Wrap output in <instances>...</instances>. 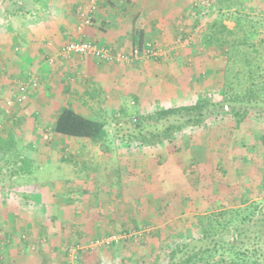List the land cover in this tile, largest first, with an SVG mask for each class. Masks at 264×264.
Here are the masks:
<instances>
[{
  "label": "rangeland",
  "instance_id": "rangeland-1",
  "mask_svg": "<svg viewBox=\"0 0 264 264\" xmlns=\"http://www.w3.org/2000/svg\"><path fill=\"white\" fill-rule=\"evenodd\" d=\"M219 1H222V9L228 8L233 13L249 17L244 19V25L254 34L248 36L247 40L242 34H237L234 38L239 43L235 47L205 48L200 44L202 36L209 32L212 21H216ZM253 1L256 5L251 0H190L191 6L186 7L190 11L180 17L176 29L168 32L163 30V35L157 31L147 33L144 47L160 51V57L129 65L118 63L130 67L145 64L146 68L142 69L144 78L139 82L142 86L138 84L140 95L115 98L110 91L108 94L100 92L96 97L101 99L105 111L98 116L112 124L115 113H118L112 108L117 107L120 101L118 107L121 111L149 115L162 109L190 105L202 99L218 102L223 98L222 93L242 95L250 88H255L256 93L259 89L264 91V14L255 12L262 10L263 5L260 0ZM18 4L22 12H17L15 17L5 16L4 0H0V136L6 131H11L16 138L24 133L23 119L28 116H17L14 109H29L34 119L28 121L38 123L50 122V116H54L64 105L74 106L77 112L92 116L86 110L87 104L84 105L85 97L65 93L60 87V81H57L53 95L47 96L46 92L37 95L41 84L34 73H26L17 78L12 62L18 61L14 56L18 57L21 49L16 45L6 51V45L12 43V35L19 25L35 22L39 17L37 13H43L48 8L64 7V0H12L7 6V12H15ZM86 4L87 0H80L76 7ZM197 5L199 13L191 16V9ZM111 18L113 16H109ZM144 26L150 27L149 24ZM227 26L233 29L234 23L228 22ZM231 40L232 36L228 37V41ZM112 48L120 53H128L134 47L128 50H124V47ZM8 54L7 62L4 58ZM34 82L35 87L32 86ZM16 95L24 96L23 103L7 108V100H12ZM46 105H49L47 120L43 111ZM223 107L212 109L218 111L219 115L207 119L202 127L187 129L175 141L160 147L137 148L128 152L124 146L116 143L111 133L106 147L90 141L86 144L70 142L64 147V144L55 141L43 145L31 144L30 148L25 149V154L35 157L39 153L47 154L51 159L63 156L64 164H59L63 169L60 172V167L54 163L38 168L41 165L38 161L40 165L33 168L36 171L31 177L22 175L16 178L17 184L12 186L14 190L29 189L36 179H60L64 175L63 170L65 172L67 169L73 181L77 178L80 189H86L64 196V202L68 199L72 202L70 208L66 209L73 210L74 215L81 219L65 217L64 229L53 234L62 240L58 249L62 254L61 260L53 256L54 263L157 264L168 260L171 253L177 252L182 245H194L200 237V227H196L200 223L195 217L232 211V214L224 218L215 216L223 223L225 218L236 216L233 211H239L242 215L243 210L249 207L247 203H253L249 208L251 212L254 211L252 222L260 218L264 213L262 151L247 152L244 146L234 149L235 144L251 143L245 134L235 131L234 120L227 113L226 107ZM256 109L260 116L262 114L258 118L264 119V108L261 106ZM256 111L254 114L257 117ZM132 119L135 121L136 116ZM259 123L260 119L254 122L257 131L261 125ZM122 124L128 127L125 122ZM45 129L47 131L42 134L52 140L49 126H45ZM18 145L23 149V144ZM71 146H76L87 156L83 159H77L78 156L70 159ZM237 171L241 172L237 174ZM2 179L0 202L16 201L13 195H32V192L23 191L12 195V192L6 191L11 187L8 175ZM241 181L247 186L244 194L237 185ZM244 199L245 204L242 203ZM252 222L244 225H252ZM20 224L25 226L24 222ZM201 224H205V221ZM256 231L254 227L248 228L243 237L245 247L249 252L260 250L264 253V238L261 244L253 240ZM231 236L233 242L235 236L231 234L226 239L231 240ZM25 239L27 236L23 231L15 240V243L19 242V248ZM13 241L12 238L1 240L11 246ZM40 242V245H49V241ZM182 259L183 254L176 253L174 261Z\"/></svg>",
  "mask_w": 264,
  "mask_h": 264
},
{
  "label": "crops",
  "instance_id": "crops-1",
  "mask_svg": "<svg viewBox=\"0 0 264 264\" xmlns=\"http://www.w3.org/2000/svg\"><path fill=\"white\" fill-rule=\"evenodd\" d=\"M79 1L64 0V7L48 8L43 13H37L39 17L35 19V22L19 25L18 30L14 34L12 33L11 45H6V51L16 45L20 47L19 56H14L18 61L11 60L13 61L14 72L17 78H21L26 73L29 75L34 73L41 84L39 89H43V91L39 90L37 95H40V92H46L47 96L53 95L58 84L57 81H60L62 83L60 87L64 89L65 93L79 94V96L85 97L84 105L87 104L86 110L90 111L92 116H87L82 112L78 113L96 119L99 117V113L105 111L101 99L97 98L96 95L100 92L108 94L110 91L115 98L122 95L139 96L138 88L142 86L139 82L144 78L142 69L146 66L144 63L140 67L138 64L130 67L119 65L117 62L102 63L87 56L63 57L61 49L71 42H90L118 49L124 47V50H128L137 42V32L142 33L141 38L145 45L147 33L157 31L163 35V30L168 32L176 29L178 20L186 11H190L186 7H190L191 4L190 0H108L98 10L94 18L95 24L91 28L78 30L76 6ZM251 1L256 5L255 1ZM260 3L263 5V11L257 10L255 12L264 14V0H260ZM254 5L252 6L255 9ZM190 14L193 16V13ZM109 16H113V18L109 19ZM112 20L114 21L112 22ZM144 24H149L150 27L146 28ZM8 60L9 54L4 58V61L8 62ZM30 98L34 97L31 96ZM119 103L121 104V101ZM118 106L113 107L112 110H121ZM48 107L49 105H46L45 109L43 108L46 120L49 119ZM67 107L75 110L74 106L64 105L63 108H59L54 116H50V122L45 123L30 121L34 119V116L31 115L29 109H14L13 111L17 116L20 114L24 116L23 118L28 116L27 119H23L24 133L15 138L17 143L24 146L43 145L58 141L64 144V147L70 142L89 143L88 140L54 134L56 118L62 109ZM28 119L30 120L28 121ZM45 126H49L50 132L53 134L52 140L42 134L43 131H47ZM24 151L25 148L22 155L33 163L30 173L23 174L26 177H31L36 171L34 169L40 164L38 168L50 166L53 163L59 168L60 162L64 164L63 156L60 159H51V157H47V154L39 153L35 157L25 154ZM69 155L70 159H74V156H78L77 159H83L87 156L76 146L69 147ZM42 162L44 163L42 164ZM84 168L82 165V169ZM62 169L63 167H60L59 171L61 172ZM62 173L64 175L60 179H36L29 189H13L14 192H32V195L31 193L15 195L16 201L0 202V264H58V261L54 263L53 256L61 260L62 254L59 253L58 249L62 240L58 235L53 236V234L56 232L58 234L64 229L65 217L74 218L75 216L73 210L66 209V207L70 208L72 202L69 199V201L64 202V196L72 192L86 190L80 189L77 178L75 181L71 179L70 170L67 169L65 172L63 170ZM57 194L59 196H56ZM76 218L81 219L80 216ZM20 222H24L25 226H22ZM23 231L27 239L21 241L22 247L19 248V242L15 243V240ZM9 238L14 239L13 246L1 242L2 239ZM40 240L49 241V245H40ZM37 244L39 245L38 248L36 247Z\"/></svg>",
  "mask_w": 264,
  "mask_h": 264
},
{
  "label": "trees",
  "instance_id": "trees-1",
  "mask_svg": "<svg viewBox=\"0 0 264 264\" xmlns=\"http://www.w3.org/2000/svg\"><path fill=\"white\" fill-rule=\"evenodd\" d=\"M10 2L12 0H4L6 9L4 13L5 16L15 17L17 12H22V9L18 4L15 12H7V6ZM221 2H218L216 21H212L209 32L202 36L200 43L202 47H235L239 43L234 38L237 34H242L246 40L248 36L254 34V32L250 33L244 25V19L249 17L241 13H233L228 8L222 9ZM198 6L191 9L193 16L199 13ZM228 22L234 23L233 29L227 27ZM248 22H251V20H248ZM230 36H232L231 42L228 41ZM141 37L142 33L137 32V42L134 44V48L142 49L144 47ZM250 80L251 87H253V81L252 79ZM263 92V89H259V92L256 93L255 88H250L242 95L239 93L230 95L222 93L223 98L218 102L213 103L202 99L190 105L162 109L149 115H135L128 113V111L119 110L117 114L115 113L112 124L104 117L88 118L67 107L58 114L53 132L55 135L88 140L102 147L108 145L107 140L112 133L116 143L121 144L130 152L132 149L160 147L167 142H173L185 130L202 127L207 119L218 116V111H213L212 109L216 107L224 109L223 106H225L227 113L234 120L235 131H238L239 134H245L246 139H249V143H251V145L247 143L235 144L234 149L244 146L247 152L261 150V155L264 158V119L258 118L262 114L260 116L259 111H256V108L261 106L264 108ZM254 111H256L257 117ZM133 116H136L135 121L132 119ZM254 116L256 117L255 119ZM259 119L261 121L259 124L261 125L257 131L254 122H258ZM122 122H125L128 127H124ZM125 130H127L126 133L124 132ZM15 138L11 131H6L3 136H0V184L3 182L2 177L8 175L11 187L6 191L12 192V195L14 194L12 186L17 183L16 178L23 174H29L33 165L27 157L22 155L24 148H30V145H24L25 147L23 146L22 150V148H19ZM105 149L107 150L108 148ZM242 159L245 160L246 156ZM261 169L264 182V160ZM239 172L241 171H237V174ZM237 185L239 189L241 187L240 190L244 194L247 186L242 184V181ZM1 191L3 190L1 189ZM242 203L245 204L246 200L244 199ZM247 204H249V207L243 210L242 215L239 211H233L236 216L232 215L233 218L230 219L225 218L223 223L218 218H224L225 215L232 214V211L219 212L217 213L218 215L213 213L195 217L200 223H197L198 225L196 226L200 227V237L194 245L192 243L182 245L177 252L171 253L168 260H162L157 264H264V253L260 252V250L249 252L245 247L246 243L243 238L248 228L254 227L257 229L253 237L254 242L257 240V243H260L263 240L264 213L255 222H252L251 217L254 216V211L251 212L249 208L253 203ZM256 208L257 206H255V210ZM239 213L240 215H238ZM215 216L219 217L216 219ZM202 221H205V224H201ZM251 222L252 225H249L251 227L244 225ZM228 234L235 236L233 242L232 236L231 240L226 239ZM183 249L185 252H183ZM179 252L183 254V259L176 262L174 257ZM216 257L218 258L217 260H215Z\"/></svg>",
  "mask_w": 264,
  "mask_h": 264
},
{
  "label": "built area",
  "instance_id": "built-area-1",
  "mask_svg": "<svg viewBox=\"0 0 264 264\" xmlns=\"http://www.w3.org/2000/svg\"><path fill=\"white\" fill-rule=\"evenodd\" d=\"M105 2L106 0H87L86 6L76 7L78 30H83L93 25L95 15ZM61 55L63 57L87 56L92 57L98 62L102 63L117 62L127 65L133 63H142L146 59H152L161 56L160 51L150 47H143L142 49L136 47L132 48V50H130L128 53H120L115 51L110 46H102L90 42L68 43L61 49ZM32 86L35 87L36 83L34 82ZM23 100V95H16L12 100H8L6 102V107L12 108L14 105L22 104Z\"/></svg>",
  "mask_w": 264,
  "mask_h": 264
}]
</instances>
